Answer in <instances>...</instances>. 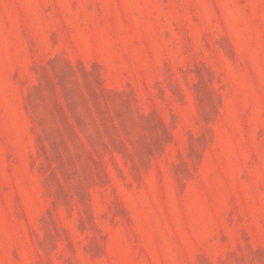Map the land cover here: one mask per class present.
Listing matches in <instances>:
<instances>
[{
  "label": "rangeland",
  "instance_id": "rangeland-1",
  "mask_svg": "<svg viewBox=\"0 0 264 264\" xmlns=\"http://www.w3.org/2000/svg\"><path fill=\"white\" fill-rule=\"evenodd\" d=\"M0 264H264V0H0Z\"/></svg>",
  "mask_w": 264,
  "mask_h": 264
}]
</instances>
